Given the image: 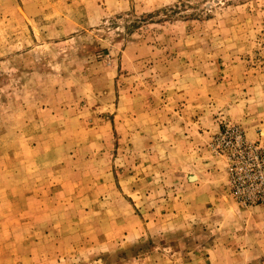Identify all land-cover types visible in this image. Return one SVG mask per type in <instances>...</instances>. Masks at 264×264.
<instances>
[{"label":"rangeland","instance_id":"1","mask_svg":"<svg viewBox=\"0 0 264 264\" xmlns=\"http://www.w3.org/2000/svg\"><path fill=\"white\" fill-rule=\"evenodd\" d=\"M246 178L264 0H0V264H264Z\"/></svg>","mask_w":264,"mask_h":264},{"label":"built area","instance_id":"2","mask_svg":"<svg viewBox=\"0 0 264 264\" xmlns=\"http://www.w3.org/2000/svg\"><path fill=\"white\" fill-rule=\"evenodd\" d=\"M246 180L247 178L243 179V187H248L249 193L254 197V200L250 202L264 204V181H261L260 184L253 185Z\"/></svg>","mask_w":264,"mask_h":264},{"label":"crops","instance_id":"3","mask_svg":"<svg viewBox=\"0 0 264 264\" xmlns=\"http://www.w3.org/2000/svg\"><path fill=\"white\" fill-rule=\"evenodd\" d=\"M264 232V231H263ZM264 234V233H263ZM261 244H263V246H264V239H263V241H261ZM260 250H262V249H260ZM264 251V250H263Z\"/></svg>","mask_w":264,"mask_h":264}]
</instances>
